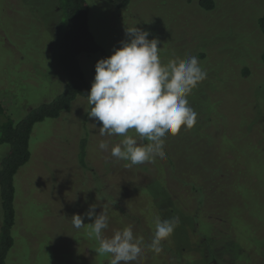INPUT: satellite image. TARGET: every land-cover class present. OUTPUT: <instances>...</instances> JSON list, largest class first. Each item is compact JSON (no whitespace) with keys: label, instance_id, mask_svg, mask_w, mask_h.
Instances as JSON below:
<instances>
[{"label":"rangeland","instance_id":"rangeland-1","mask_svg":"<svg viewBox=\"0 0 264 264\" xmlns=\"http://www.w3.org/2000/svg\"><path fill=\"white\" fill-rule=\"evenodd\" d=\"M215 1L216 9L205 11L196 0H131L125 9L114 6L111 0H87L90 30L110 55L121 47V41L130 39L126 29L137 27L148 32L150 40L160 41L162 63L197 57L207 78L193 90L188 100L190 106L200 112L196 124L199 126L190 129L192 132L184 130L192 135L193 131L199 130L198 134L202 136L203 127L209 129L212 125L211 136L222 135V139L214 140L220 142L215 146L211 161L206 143H198V148L185 143L182 155L192 159L198 157L204 167L191 168L192 161L186 159L182 163L180 160L177 162L180 171L176 165L168 171L174 176L171 188L177 189L181 173L193 178L190 183L205 182L206 177L214 175L211 168L233 167L225 197L221 196L218 203V211L225 212L228 220L226 223L220 220L217 225L221 229H233L236 239L243 243L249 254L239 258L233 256L232 261L226 263L217 260L211 264H264L263 152L258 153L257 177L248 178L252 183L244 187L245 196L238 198V187H232L239 166L240 113L255 105L245 100L248 95L239 99L238 94L240 89L257 90L260 85L261 92L254 94L264 98V35L258 26L260 12H264V0ZM59 4V0H0V104L15 122L66 91L63 70L53 54L55 36L61 33L63 25L68 24L67 14L59 11ZM202 54H205L204 58L200 57ZM100 57L101 53L79 56L92 83L96 74L95 61ZM239 61L253 64L255 75L248 80L241 79L234 67ZM90 108L88 100L78 98L72 109L60 118L47 119L34 126L30 142L32 157L15 177L18 216L13 228L15 244L9 253L8 264H67L68 260L62 257L69 250H73V254L82 251L79 264H93L92 248L100 245L88 225L94 223L95 217H85V226L81 229L74 228L71 220L77 214L84 216L92 205L97 206V215L103 208L108 213L109 227L103 233L104 238H111L115 231L132 226L134 235L142 236L147 244L151 243L157 218L171 219L175 217L174 210L185 212L186 209L180 207L179 211L174 206L170 209L172 212H163L164 207L171 204V197L161 184L163 178L167 179L163 170H168L164 166L167 159L157 157L151 165L146 162L126 167L129 162L111 156V148L120 143L122 137L100 136L101 124L89 118ZM128 134L145 144V140L139 141L134 129ZM178 137V134L168 136L164 142V145L168 142V154L171 150L178 154L174 148L178 145L174 143ZM182 138L185 140V136ZM84 140L85 162L80 153ZM101 141L109 143L107 151L99 149ZM7 150L6 145L0 146V159ZM230 151L236 155L228 159ZM173 162L169 161L171 168ZM216 175L223 174L218 172ZM173 195L177 200L184 197L177 193ZM116 197L132 216L120 215L121 212L111 206ZM240 216L244 218L243 222H238ZM204 227L207 237L208 229ZM145 229L150 230L149 235L144 233ZM193 238L188 233L180 237L174 230L166 245L171 242L183 248L188 253L185 257L188 264H210L209 258L191 245ZM193 244L197 245V240ZM190 255H194L196 261L188 258ZM154 256V252L149 251L148 256L143 252L141 258L131 264H147L150 257L156 262ZM67 257L72 259L68 254ZM156 257L160 258L159 254ZM177 257L176 253L168 258L171 263L178 264Z\"/></svg>","mask_w":264,"mask_h":264},{"label":"trees","instance_id":"trees-1","mask_svg":"<svg viewBox=\"0 0 264 264\" xmlns=\"http://www.w3.org/2000/svg\"><path fill=\"white\" fill-rule=\"evenodd\" d=\"M112 4L119 9L127 8L131 0H111ZM199 7L205 11H214L216 9L215 0H196ZM59 11H64V14H67L68 24L63 25L60 34L55 36L56 41L54 42V60L61 68L62 75H64L65 83L67 84L66 91L60 94L56 99L49 103H45L38 108L32 109L25 118L19 122H15L9 118L6 108L0 104V146L6 145L8 150L5 155L0 159V193H1V211H0V264H8V257L11 249L14 247L15 239L13 236V228L17 223L18 211L15 206L16 200V187H15V177L20 171V169L25 166L31 159V136L34 130V126L37 123H41L47 119H58L62 116L64 112L70 111L74 102L78 98H83L88 100L87 95L89 94L92 86V81H90L89 76L87 78L86 72L84 71L82 64L79 60V56L82 54L94 55L101 53V57L96 59V63L103 58H108L111 55L95 40L91 30H90V9L87 0H59ZM264 4V2H263ZM258 20V26L264 35V12H260ZM213 14V13H211ZM210 15V14H209ZM211 17V16H209ZM211 19V18H209ZM57 35V34H56ZM201 54V53H200ZM200 57L204 58L205 54ZM263 64V63H262ZM253 64H241L240 61L238 65H234L237 75H240V78L243 80H248L255 75ZM237 66V67H236ZM255 66V65H254ZM254 73V74H253ZM262 82H260L261 84ZM242 87H245L241 85ZM257 90H249L246 87L245 89H240L239 99L244 95H248V100L255 103L249 111L243 110L240 113V121H242L241 128H239L238 136V172L236 175V180L232 183V187H238L237 197L242 198L245 196V186L247 184L251 185V179L256 178L255 173L257 165L260 162L258 153H264V98H260V94L256 96V91L261 92L262 86H258ZM251 98H250V96ZM238 99V100H239ZM254 99V100H252ZM196 110V109H195ZM200 119V112L198 111V121ZM197 127L199 125H196ZM212 125L210 126V128ZM209 128V129H210ZM209 129L204 128L202 130V136L199 133V130L193 131L194 134L188 133L182 129L178 135V139L174 143V148L178 154L174 152H169L168 154V142L164 145V151L168 157L164 161L165 168L163 169L166 174V178L162 180L161 184L169 196L171 197V204L168 203L167 207L163 209L164 213L172 212L170 209L174 206L176 209L179 208L186 209L185 212L178 213L174 210V216L179 217L180 222L178 228H175L178 231L180 237L192 235V246L197 248L199 251H202L203 255L209 258V262L214 263L217 260L220 263H226L232 261L233 256L240 257L247 252L243 247V243H239L236 239L233 229L226 230L225 228H220L218 221L226 223L228 220L227 214L225 212H219L220 208L218 203L221 196L225 197V188L228 184L230 173L233 171V167H226L224 165L218 166L216 169H210L214 172V175L208 176L205 179V182H193L192 177L189 175H184V173L179 174L180 182H178L177 189L171 188V180L174 177L171 173H168L173 166L176 165L180 169V160L182 163L186 161H192V167H204L198 160V157L195 159L187 158L188 156L182 155L185 143H188L190 146L199 147V144L207 146V156L212 158L215 146L220 141L214 142L217 137L211 136ZM254 131V132H252ZM192 132V131H190ZM252 132V133H251ZM251 133V134H250ZM185 136L183 140L182 136ZM170 134H166L163 138L164 142L167 141ZM205 140L203 141L202 138ZM227 137V136H225ZM210 138V139H206ZM219 139H222V135H219ZM195 141V142H193ZM200 141V142H198ZM149 141L145 140V144ZM199 143V144H198ZM171 144V143H169ZM214 145V147H213ZM86 140L81 143V156L82 161L85 162V151ZM260 148H259V147ZM236 153V152H235ZM234 151L228 152V159L232 155H236ZM257 156V160L256 157ZM174 159V162L172 161ZM247 160V163L244 161ZM169 161L173 162L172 168L169 165ZM151 165V163H149ZM245 164V165H244ZM144 165V164H142ZM211 166V165H209ZM175 169V168H174ZM178 171V170H177ZM221 173L223 175H216ZM176 174V172H174ZM177 175V174H176ZM183 179V180H182ZM193 184V185H192ZM185 190V191H182ZM180 192V193H179ZM172 193V194H171ZM179 194L182 197L177 200V196L173 194ZM157 197V196H156ZM187 200V201H186ZM186 203H185V202ZM184 203V204H183ZM18 204L19 201H18ZM170 204V205H169ZM169 205V207H168ZM111 206L121 212L120 215L132 216L130 212L125 209L123 203L120 199L114 198L111 201ZM181 211V210H179ZM172 214V213H171ZM243 215V214H242ZM190 219V220H189ZM189 220V221H188ZM244 218L239 217L238 222H243ZM182 223V224H181ZM19 224V222H18ZM240 224V223H239ZM204 226H207L208 235L204 236ZM190 227V228H189ZM240 230V229H239ZM143 231V230H142ZM150 230L145 229L144 233L149 235ZM155 232V230L153 231ZM143 233V234H144ZM197 240L198 244H193ZM181 243V242H178ZM144 253L148 256V252L151 254L153 251L149 250L144 242ZM163 251L159 253L160 258L156 256V262L152 261V257L149 258L147 264H173L168 258L169 255H175L177 253L179 260L178 264H188L186 261V254L183 251V248L179 246L176 247V244L169 242L166 245V241L162 242ZM98 247L93 249V264H109L110 254H98ZM210 248V250H209ZM70 251V252H69ZM65 251L62 258L68 260L67 264H79L82 261V251L81 253L74 252L73 250ZM211 251V252H210ZM223 251V252H222ZM67 254L72 257L69 259ZM251 254V253H250ZM56 256L59 255V252L56 251ZM212 256V257H211ZM226 256V257H225ZM66 257V258H65ZM141 258V256L137 257ZM188 258L195 260L194 255H190ZM232 258V259H231ZM138 260V259H137Z\"/></svg>","mask_w":264,"mask_h":264},{"label":"clouds","instance_id":"clouds-1","mask_svg":"<svg viewBox=\"0 0 264 264\" xmlns=\"http://www.w3.org/2000/svg\"><path fill=\"white\" fill-rule=\"evenodd\" d=\"M128 41L114 54L100 59L95 65V77L87 95L91 105L90 119L101 124L100 136H121L120 143L111 148V156L127 161L126 167L153 163L166 158V134L177 135L182 129H192L197 124L198 113L190 106L188 96L207 78L196 56L173 59L162 63L158 39H149V33L139 28L126 29ZM135 130L139 141L129 135ZM109 143L101 141L99 149L107 151ZM96 205L81 216L72 217L73 227L81 229L84 218L94 219L88 225L99 241L98 254H110L109 264H131L144 252V238L134 235L132 226L115 231L111 238L103 233L109 227L105 208L97 215ZM179 217L157 218L151 243L146 247L156 254L163 251L162 242L174 233Z\"/></svg>","mask_w":264,"mask_h":264}]
</instances>
